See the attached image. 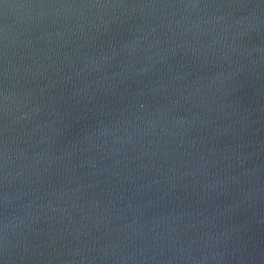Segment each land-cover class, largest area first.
<instances>
[{
	"label": "water",
	"instance_id": "1",
	"mask_svg": "<svg viewBox=\"0 0 264 264\" xmlns=\"http://www.w3.org/2000/svg\"><path fill=\"white\" fill-rule=\"evenodd\" d=\"M0 264H264V0H0Z\"/></svg>",
	"mask_w": 264,
	"mask_h": 264
}]
</instances>
